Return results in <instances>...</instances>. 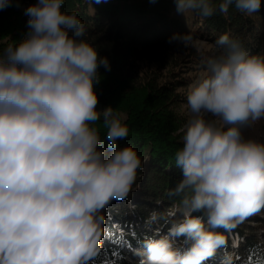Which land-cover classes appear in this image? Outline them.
Segmentation results:
<instances>
[{
	"label": "clouds",
	"instance_id": "clouds-1",
	"mask_svg": "<svg viewBox=\"0 0 264 264\" xmlns=\"http://www.w3.org/2000/svg\"><path fill=\"white\" fill-rule=\"evenodd\" d=\"M64 2L30 4L26 33L0 50V264H89L104 210L127 198L143 166L133 147L119 145L129 135L126 115L98 107L99 69L110 62ZM175 2L183 15L217 11L212 0ZM14 3L0 0V10ZM233 4L251 15L262 0H220L218 10ZM172 40L192 44L190 34ZM216 47L226 54L209 58L187 92L190 116L175 153L181 179L170 190L181 219L140 241L134 264H206L225 244L215 229L264 210V141L244 135L264 120V55H249L227 33Z\"/></svg>",
	"mask_w": 264,
	"mask_h": 264
},
{
	"label": "trees",
	"instance_id": "trees-1",
	"mask_svg": "<svg viewBox=\"0 0 264 264\" xmlns=\"http://www.w3.org/2000/svg\"><path fill=\"white\" fill-rule=\"evenodd\" d=\"M35 2L19 0V6L14 3L12 7L0 10V50L26 33L28 17L24 9ZM212 2L217 11L209 18L196 12L187 15L177 13L175 0L64 2L63 10L75 12L83 22L86 29L83 38L110 62V70L99 69L101 79L95 86L98 107L111 105L126 115L129 135L119 141V145L133 147L143 161L127 198L112 201L104 210L100 248L89 264H134L137 259L134 252L118 248L120 242L123 245L129 243L137 249L140 241L150 235L140 237L138 232L133 233L134 229L129 228L132 218L140 221L150 219L162 230L181 219L176 211L179 197L171 195L170 190L181 179L175 153L183 146L182 129L186 119L174 109L178 100L176 90L184 86L174 74L178 67L202 66L203 58L196 57L175 40L170 42V38L174 34H190L192 40L201 38L213 43L211 55L206 61L226 54L225 48L216 47V40L225 33L249 55H264V0L260 11L251 15L239 12L234 4L227 14H221L218 10L220 0ZM139 61L152 62L156 67L142 76L137 65ZM184 63L186 65L183 66ZM168 71L170 78L166 79L167 75L163 74ZM158 78L165 81L160 83ZM98 126L103 137L105 129L102 124ZM261 131V141H264V127ZM170 210L173 211L171 217L167 215ZM153 213L156 219L151 218ZM259 213L264 214V210ZM252 221L258 224L252 226ZM118 229L128 234H120ZM215 231L224 234L225 244L206 264L228 257L231 245L228 232L223 228ZM228 231L240 237L235 250L232 248L235 252L230 257L231 264H249V257L250 264L264 262V220L256 216L248 217ZM177 242L182 243L180 240ZM114 252L118 255H113Z\"/></svg>",
	"mask_w": 264,
	"mask_h": 264
},
{
	"label": "rangeland",
	"instance_id": "rangeland-1",
	"mask_svg": "<svg viewBox=\"0 0 264 264\" xmlns=\"http://www.w3.org/2000/svg\"><path fill=\"white\" fill-rule=\"evenodd\" d=\"M213 47H214L213 43H211V42H209L207 40H204V39H201V38H197L195 40H192V44L187 46V48L189 49V52H192L193 55H195L196 57L203 58L202 59L203 64H201L202 66L196 65V66H193L192 68H189V66L188 67H183V68L182 67H178V69L176 68L174 77H175V79H181L183 81L182 83L184 84V86H182V87H180V88H178L176 90V93H177L176 94V99H178V100L175 102L174 109H175V112L178 113V115H180L181 117L185 118L186 121H187V119L190 116V113H189L188 108H187V99H186L187 92L189 91V88L193 84V82L195 80H197L202 74L205 73L206 64H207L206 58H208L211 55V52H212L211 50L213 49ZM137 65H139L141 73H143L142 76L145 75V72L152 71L156 67V65L154 63L145 62V61H139ZM184 65H186V63H184L183 66ZM163 75L164 76L167 75L166 79L170 78L169 77V71H168V73L164 72ZM171 79H172V77H171ZM158 81L161 83V81H165V80L160 78ZM100 108L102 109L103 107H100ZM206 118L211 119L212 117L209 116V117H206ZM262 127H264V120L258 121L257 123H255L251 127L245 129L244 130V135L246 137L255 138V139L261 141V134H262L261 128ZM172 214H173V211L170 210L167 215L169 217H171ZM178 216L181 217L180 214ZM252 216L253 217L256 216L260 220H264V214H261L259 212L254 214V215H251L249 217H252ZM257 224L258 223H254L253 221L251 222L252 226L257 225ZM170 226L171 225L169 224L168 228ZM129 228H130V230L132 228L134 229L135 232H133V233H137L138 232L140 237H146L147 235H150V237L157 238V239L159 237L163 236V235H166L167 232H168V228L166 230H162L160 227L157 226V224H152L150 222V219H147L145 221L144 220L140 221V220H136V219L132 218L130 220ZM259 231L260 230L258 229V232ZM118 232L120 234H123V235L128 234V232L126 234H124L121 229H118ZM227 232H228L227 236H228V238L231 241V245H229V251H228L229 252L228 253V258H229V261H230V257H231V255L234 254L235 246L237 245V242L240 241V237L237 234H235V233H233V234L229 233L228 230H227ZM127 237H128V235H127ZM122 238L123 237H121V239ZM143 239H145V238H143ZM176 243L179 245V243L177 241H176ZM121 247L123 248L122 250H124L126 252L130 251L131 248H132L129 243H126V244L124 243V245H123L120 242L118 248H121ZM232 248H234V250ZM132 250L134 252L135 248L132 249ZM229 254H230V256H229ZM127 259L129 260L130 258L127 257ZM217 260H216V264H222V261L224 259L221 260L219 258Z\"/></svg>",
	"mask_w": 264,
	"mask_h": 264
},
{
	"label": "snow or ice",
	"instance_id": "snow-or-ice-1",
	"mask_svg": "<svg viewBox=\"0 0 264 264\" xmlns=\"http://www.w3.org/2000/svg\"><path fill=\"white\" fill-rule=\"evenodd\" d=\"M113 255H118V253H113ZM237 259H240L239 257ZM250 261H251V257H249V264H250ZM258 264H264V262H258Z\"/></svg>",
	"mask_w": 264,
	"mask_h": 264
},
{
	"label": "bare ground",
	"instance_id": "bare-ground-1",
	"mask_svg": "<svg viewBox=\"0 0 264 264\" xmlns=\"http://www.w3.org/2000/svg\"><path fill=\"white\" fill-rule=\"evenodd\" d=\"M221 260H222V259H221ZM230 262H231V261H229V264H231Z\"/></svg>",
	"mask_w": 264,
	"mask_h": 264
}]
</instances>
